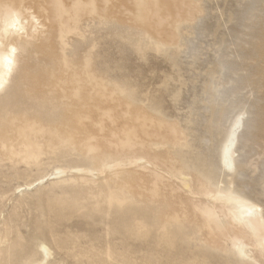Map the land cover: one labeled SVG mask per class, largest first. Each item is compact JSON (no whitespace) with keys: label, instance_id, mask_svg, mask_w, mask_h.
<instances>
[{"label":"rangeland","instance_id":"rangeland-1","mask_svg":"<svg viewBox=\"0 0 264 264\" xmlns=\"http://www.w3.org/2000/svg\"><path fill=\"white\" fill-rule=\"evenodd\" d=\"M80 1L87 7L88 2ZM108 1L95 0L99 15L89 10L81 15L80 32L66 37L62 51L59 23L53 18L56 2L29 0L32 10L25 18L33 14L30 26L37 23L38 28L29 32L37 38L16 51V75L10 78V99L4 101L7 113L0 125L11 139L26 120L42 129L37 137L44 157L40 164L27 165L0 155V234L6 219L26 239L40 227L51 259L62 264H79L74 259L79 254L94 256L92 263L101 264L109 252L125 264H264L248 242L250 256L240 258L219 229L243 230L230 217L236 205L223 196L246 198L264 217V0ZM60 2L66 7L62 13L70 12L63 16L66 22L78 0ZM69 77H94L100 85L93 80L84 85L91 88L95 82L100 95L107 96L101 98L96 90L71 95ZM99 88H105L103 93ZM79 98L90 100V107H80ZM82 114L86 127L80 128L75 119ZM239 118L245 119L244 132H237L234 156L230 154L233 166H225L223 150ZM76 131L80 133L73 142H67ZM93 136L106 148L112 140L113 151L125 142L129 148L123 154L117 149L116 155L101 144V153ZM84 138L96 147L88 143L87 148ZM108 168L113 169L108 173ZM59 170L64 172L59 175ZM153 183L160 188L157 199L151 193ZM111 195L127 202L109 206ZM211 214L214 220H209ZM175 217L185 225L173 241L157 228ZM139 225L150 233H136Z\"/></svg>","mask_w":264,"mask_h":264},{"label":"bare ground","instance_id":"bare-ground-1","mask_svg":"<svg viewBox=\"0 0 264 264\" xmlns=\"http://www.w3.org/2000/svg\"><path fill=\"white\" fill-rule=\"evenodd\" d=\"M38 1V0H37ZM44 1V0H42ZM56 2V7L57 9L54 7V9H56V12H52L54 13V21L58 22L59 23V37H60V40H61V43H62V51H64V47L66 46V42H65V39L68 35H71L73 33H78L80 32V21L78 20L80 17H84V12L88 11L89 10V13L92 15L94 13V15H97L95 12L96 10H98V7L96 9V4H95V0H85L87 3V7L84 5L83 2H81L80 0H78V2L76 4L73 5L74 9L72 10V12H75L72 16H70V18H68V22H72V24H69L66 22H63L62 19L68 17V16H65L64 14H68L69 11L65 12L64 14L62 13L61 11V8H66L65 5H64V2H63V5L62 6V3L60 2V0H54ZM67 1V0H66ZM102 1V0H101ZM104 1V0H103ZM109 2L108 0H105V2ZM157 1V0H156ZM53 2V0H52ZM76 2V1H75ZM146 2V1H145ZM151 2V0H150ZM30 3L32 2H29V0H0V118L2 117V115L4 113H7L6 111V107L4 105V101L7 100V99H10V96L8 95V92L11 88V82H10V78L11 76L13 75V73H15V64L18 60V55H17V50L21 47H24L25 45H29L31 44L32 42V38L33 39H36L37 37L32 35V33H30V25H31V22L34 21L32 18L33 17V14H30L29 17L26 19L25 16L28 13V11L32 10V8L30 7ZM110 3V2H109ZM108 3V4H109ZM33 4V3H32ZM49 4V3H48ZM183 4V3H182ZM50 5V4H49ZM48 5V7H49ZM140 5V4H139ZM151 5V4H150ZM51 6V5H50ZM53 6V5H52ZM104 6V5H103ZM149 6V4L147 5ZM158 7V5H156ZM41 8L43 6H40ZM106 7V6H105ZM37 8V7H36ZM40 8V10H41ZM89 8V9H87ZM188 8V7H187ZM69 10V8H67ZM72 9V8H71ZM105 9V8H104ZM142 9V8H141ZM39 10V11H40ZM64 11L66 9H63ZM101 10V8H100ZM98 10V11H100ZM103 10V9H102ZM108 11V10H107ZM150 11V10H149ZM31 12V11H30ZM37 12V11H36ZM46 12V10H45ZM48 12V11H47ZM51 11H49L50 13ZM147 12V11H145ZM160 12V11H159ZM70 13V12H69ZM139 13V12H138ZM156 13H158L156 11ZM187 13V12H186ZM37 14V13H36ZM38 14L40 15L41 13L38 12ZM84 15V16H81V15ZM88 14V13H87ZM104 14V13H103ZM35 15V14H34ZM47 15V13H46ZM71 15V14H70ZM99 15V14H98ZM150 15V13L148 14ZM148 15H144L147 16ZM156 15V14H155ZM48 16V15H47ZM52 16V14L50 15ZM64 16V18H63ZM27 17V16H26ZM35 17V16H34ZM152 17V16H151ZM155 17V16H154ZM152 17V18H154ZM32 18V20H31ZM49 18V16H48ZM31 22H30V20ZM37 19V18H36ZM35 19V21H36ZM51 19V17L49 18V20ZM139 19H142L141 17H139ZM148 19V18H147ZM39 20V19H38ZM41 20V19H40ZM44 20V19H43ZM53 20V19H51ZM66 20V19H64ZM38 22V21H36ZM55 22V23H56ZM148 22V21H147ZM151 22V21H149ZM163 22V21H162ZM54 23V24H55ZM154 23V22H153ZM34 24V23H33ZM44 25V23H43ZM42 25V26H43ZM34 26H37L38 28V25L36 23V25H33L31 27V29H33ZM58 26V24H57ZM36 28V27H34ZM46 28V27H45ZM40 29V28H39ZM35 31H37V29H35ZM34 31V32H35ZM39 31V30H38ZM37 31V32H38ZM32 32V30H31ZM36 32V33H37ZM82 32V31H81ZM35 34V33H34ZM85 34V33H84ZM159 37V36H158ZM173 40V39H171ZM173 42V41H172ZM264 43V42H263ZM262 43V44H263ZM68 45V44H67ZM264 46V45H263ZM69 47V46H68ZM20 52V51H19ZM95 57V55H94ZM68 63L67 66H69V62H66ZM90 65L89 63H87V69H89ZM16 75V73H15ZM75 75V74H74ZM92 76V75H90ZM76 77H78L76 75ZM74 77V78H76ZM74 78H72L71 80V77L68 78V80L70 79L72 82H70L74 87L72 90L69 89V93L72 95V93L74 94V96H78V97H81L79 96V94L81 92H83V90H87L88 93L85 91V93L87 94H91L90 91H95L96 88L100 85L99 82H97L96 80H94V77H90L91 79L89 80V77H88V81H96L97 83H99V85H94L96 84L95 82H93V84H91V88L90 87H87L84 85L87 84L89 85L88 81H84L83 79H75V81L73 80ZM80 78V77H79ZM66 79V78H65ZM86 79V78H84ZM67 80V81H68ZM69 80V81H70ZM60 82V80L58 81ZM69 82H64L63 81V86L65 85H68ZM59 88V85L56 84ZM72 85H70L72 87ZM69 86V85H68ZM69 86V87H70ZM103 86V85H102ZM100 86V87H102ZM56 87V86H55ZM62 89V92H67L68 88L66 89V87H61ZM100 89V88H99ZM105 88H101L100 91H102L101 93H103V90ZM98 91V90H96ZM68 92H67V96H71L70 94L68 95ZM97 93V92H96ZM3 94V95H1ZM63 94V93H62ZM84 94V92H83ZM89 94V95H90ZM98 96L100 95L99 91H98ZM104 94V93H103ZM101 94V98L104 97L105 95ZM124 94V93H123ZM96 95V94H95ZM86 96V95H85ZM97 96V97H98ZM107 96V95H106ZM87 98L89 97H92V96H86ZM112 97V96H111ZM111 97L109 99H111ZM37 98V97H36ZM41 98V97H40ZM93 100L95 97H92ZM100 98V97H99ZM46 99V98H45ZM80 99V98H79ZM78 99V100H79ZM91 99V98H89ZM131 99V98H130ZM47 100V99H46ZM92 100V99H91ZM116 100V99H115ZM97 101V100H96ZM99 101V100H98ZM79 102V101H78ZM94 102V101H93ZM90 100L89 101H85L83 100L82 98L80 99V102H79V105L80 107L81 106H86V105H89L90 107ZM96 103V102H95ZM100 103V102H99ZM109 103V102H108ZM98 104V103H97ZM101 104V103H100ZM99 105V104H98ZM109 106V105H108ZM127 106V105H126ZM35 108V107H34ZM37 110V108H36ZM38 111V110H37ZM34 112H36L34 110ZM40 112V111H39ZM84 114L80 115V117L76 118L75 120L79 123V126L80 128L82 126H85L84 123H83V117ZM129 115V114H128ZM126 116V115H125ZM243 117V116H242ZM129 118V117H128ZM88 119V117H87ZM130 119V118H129ZM242 120H240V118L238 119L239 121H237L236 123V126L234 131H232L231 133V138L228 139L227 141V145L224 147V156H223V164H228L227 166H233L232 165V161H231V158L233 157H230V154L233 150V146H234V143L235 141L237 140V132L238 130L241 128L242 124L245 123L243 121L244 118H241ZM98 120V119H97ZM245 120V119H244ZM75 121V123H77ZM86 121V120H85ZM101 121V119H100ZM116 121V120H115ZM136 122V121H135ZM151 122V121H150ZM153 122V121H152ZM82 126H81V125ZM147 124V123H145ZM145 124L142 126L144 127ZM235 124V123H234ZM114 125V124H112ZM111 125V126H112ZM142 125V124H141ZM150 125V124H148ZM244 125V124H243ZM95 126V125H94ZM93 126V127H94ZM154 126V125H153ZM86 127V126H85ZM83 127V128H85ZM232 128V127H231ZM3 126L0 125V155L1 157H4L5 160H9L11 163H18V162H24L25 164L27 165H30V164H33V163H36L38 162L39 163V159L44 155V151L42 149V145L41 143L39 142V139L37 137V134L39 133V131L42 132V129L41 130H38L36 129V125L32 124V123H29L28 120H26V122H24L23 126L19 128V130L17 131V135L15 136V138L11 139V137L9 136L8 134V130H3ZM16 129V128H15ZM44 129V128H43ZM86 129V128H85ZM95 129V128H94ZM102 129V128H100ZM140 129V128H139ZM148 129V128H147ZM244 129V128H243ZM38 130V131H37ZM114 130V129H112ZM136 132H137V129H135ZM173 130V129H171ZM50 131V130H49ZM82 131V130H81ZM146 131L145 130V135L146 137H150L146 134ZM239 131H243L244 130H239ZM87 132V130H86ZM123 132V131H122ZM121 132V133H122ZM132 132V136L134 134L133 131ZM131 132H129L130 134H128L129 136L131 135ZM48 134L50 132H47ZM80 132L79 131H76V133H71L68 137H67V142H70L72 143L73 140L75 139L74 136L75 134H79ZM83 133H84V130H83ZM104 133V132H103ZM113 133V131H112ZM128 133V132H127ZM126 133V134H127ZM175 133V132H173ZM44 134V132H43ZM69 134V133H68ZM90 133H88L89 135ZM100 134V133H99ZM137 134V133H136ZM42 135V134H41ZM93 134H91L90 136H92ZM113 135V134H112ZM117 135V134H116ZM115 135V136H116ZM126 135V136H128ZM151 135V134H149ZM165 135V134H164ZM176 134H174L175 136ZM178 135V134H177ZM13 136V135H12ZM82 136L85 137V135L83 134ZM81 136V137H82ZM87 136V135H86ZM129 136L127 138H129ZM133 136V137H134ZM138 136V134L136 135ZM152 136V135H151ZM43 137V135H42ZM94 137V136H93ZM141 137V136H140ZM158 137V136H157ZM156 137V138H157ZM168 137V136H167ZM171 137V136H170ZM180 137V135H179ZM182 137V136H181ZM45 138V137H44ZM58 138V136H57ZM87 138L89 139V141H92V139H90L89 136H87ZM92 138V137H91ZM97 140L99 141L98 137H96ZM96 138L94 137V139L96 140ZM117 138V137H116ZM153 138V137H151ZM160 138V137H159ZM166 138V137H165ZM253 138V137H252ZM255 138V137H254ZM81 139V138H80ZM134 139V138H133ZM139 139V137H138ZM184 139V138H183ZM86 140V141H85ZM93 141L96 143V146L98 147V143L100 142V145L98 148H100L101 144H102V141L100 140L99 142L96 141ZM130 140V139H129ZM135 140V139H134ZM175 140V139H174ZM79 141V140H78ZM77 141V142H78ZM81 141V140H80ZM87 143V139H83L81 142L84 144V142ZM107 141V140H106ZM112 140H109L108 143L111 145ZM123 140L120 139L119 142L123 143L122 142ZM126 141V140H125ZM124 141V142H125ZM138 141V140H137ZM170 141V140H169ZM176 141V140H175ZM178 141V140H177ZM46 142V141H45ZM114 142V140H113ZM130 142V141H129ZM132 142V141H131ZM174 142V141H173ZM172 142V143H173ZM180 142V140H179ZM85 143V144H86ZM89 145H91V142H88ZM88 143L87 145V148H88ZM138 143V142H137ZM44 144V143H43ZM107 145V143H105ZM114 144V143H113ZM117 144V143H116ZM125 144V146H123ZM133 144V143H132ZM132 144H131V147H132ZM136 144V143H135ZM46 145V144H45ZM94 147H96L94 144H92ZM91 145V146H92ZM110 145H107L109 147H105L103 146L102 144V148H106V151L108 150V152L111 151V147L113 146H110ZM118 145V144H117ZM122 147H124L126 149V142L123 143ZM78 146V144H77ZM84 146V145H83ZM120 146V148H118ZM130 146V145H129ZM46 147V146H45ZM55 147V146H54ZM53 147V148H54ZM79 147V146H78ZM92 147V149L94 148ZM116 147L118 150L120 149L121 152L120 154H123V151L125 150L124 148L121 149V145H118L117 146H114ZM52 148V149H53ZM97 148V149H98ZM99 151H101V149ZM110 150H109V149ZM115 148V149H116ZM129 148V147H128ZM56 149H58V147H56ZM67 149V148H66ZM66 149L65 152L67 151ZM85 149V147H84ZM96 149V153L98 152V150ZM116 149V151H117ZM61 151L63 149H60ZM90 150V149H88ZM87 150V151H88ZM94 150V149H93ZM48 153L50 150H47ZM86 151V150H85ZM105 151V149H102V152ZM115 150L113 151L112 149V152H116ZM57 152L60 153V151L57 150ZM56 152V153H57ZM70 153V151H68ZM55 153V154H56ZM88 153V152H87ZM118 152H116V155H117ZM113 154V153H112ZM119 154V153H118ZM119 154V155H120ZM126 154V153H125ZM111 155V154H109ZM107 155V156H109ZM134 155V154H133ZM233 155V154H231ZM102 158L104 155H101ZM113 156V155H111ZM234 156V155H233ZM0 157V158H1ZM44 157V156H43ZM46 157V156H45ZM105 157V156H104ZM110 157V156H109ZM116 157V156H115ZM120 158L123 157V156H119ZM129 157V156H127ZM117 158V157H116ZM133 158V157H132ZM3 159V158H1ZM0 159V160H1ZM141 159V158H140ZM234 159V158H233ZM4 160V161H5ZM42 160V159H41ZM103 160V159H101ZM111 160V158H110ZM122 160V159H121ZM2 161V160H1ZM124 161V160H123ZM138 161V160H137ZM136 161V162H137ZM144 161V160H143ZM42 162V161H41ZM107 162H108V159H107ZM135 162V161H134ZM171 162V161H170ZM103 163V162H101ZM114 163V162H113ZM117 163V162H116ZM115 163V164H116ZM122 163V162H121ZM13 164V165H14ZM40 164V163H39ZM120 164V161L119 163ZM118 164H116L118 166ZM176 164V163H175ZM23 165V164H22ZM26 165V167H27ZM15 166V165H14ZM13 166V167H14ZM18 165H16L15 167H17ZM110 166H114V165H110ZM134 166V165H133ZM108 167V165L106 166V168ZM149 167V166H148ZM110 168V167H109ZM108 168V173L109 171H112V169H109ZM231 168V167H230ZM99 169V167H98ZM103 168H101L102 170ZM118 169V168H117ZM229 169V167H228ZM233 170V168H232ZM56 171V170H55ZM82 171V170H81ZM89 173H92L90 172L89 170H87ZM115 171V170H113ZM64 171H60L59 170V175L62 174ZM100 173V172H99ZM155 173V172H154ZM160 174V173H159ZM158 174V176L160 177V175ZM104 175V174H103ZM158 178V177H157ZM109 179V178H108ZM160 179V178H159ZM162 180V179H161ZM166 181V180H165ZM168 181V180H167ZM145 182V181H144ZM170 182V181H169ZM154 184V183H153ZM157 184V183H156ZM229 185L230 187L227 188V193H231V188H232V180L229 182ZM155 186V184H154ZM185 186V185H184ZM145 187V186H144ZM143 187V188H144ZM189 187V186H186V188ZM202 187V186H201ZM102 188V187H101ZM132 189V186L130 187ZM141 188V187H140ZM147 189V188H146ZM159 187L158 186H155V189L152 190V195L153 197H156L155 199H157L160 195H159ZM189 189V188H188ZM22 190V189H21ZM100 190V188H99ZM110 190V189H109ZM141 190V189H140ZM95 191V190H94ZM101 191V190H100ZM146 191H149V190H146ZM145 191V192H146ZM205 191V190H204ZM89 193V192H88ZM150 193V192H149ZM217 194V193H216ZM225 194V193H224ZM219 195V194H218ZM97 196V195H96ZM221 196V195H219ZM80 197H83V196H80ZM86 198V196H84ZM83 197V198H84ZM223 198H225L227 202L231 203L232 205H236L235 207L236 210L235 212H232V210L230 211V217L233 218V220L235 219L236 222H240L241 223V226L243 227V230L240 231V233H235L233 230H231L230 232H224L222 228H219L221 230V232L223 233L224 237H225V240L226 241H229L232 245V248L234 249H237V251L239 252L238 255H242V258L244 257H247L249 252H247L245 249H248L249 247H247L245 245L246 242L250 243L252 248L254 249V251L256 250L258 252V256L260 257H264V217H263V214L262 212H260V207L259 206H256L255 207H250V202L247 203L246 201V198L244 197H238L237 201L236 199L234 200L232 195H228L227 196H223ZM80 199V198H79ZM153 199V198H152ZM216 199V198H215ZM222 199V198H221ZM239 200V201H238ZM89 201V200H88ZM153 201V200H152ZM51 202V201H50ZM99 202V201H98ZM126 199H119V198H116L115 196H112L111 195V199L108 201V205L109 206H118V207H122L125 203H126ZM246 202V203H245ZM151 203V202H150ZM215 203V201H214ZM222 203V202H221ZM226 203V202H225ZM229 203H227L229 205ZM253 205V203H251ZM136 206V205H135ZM139 206H141V204H139ZM138 206V208H140ZM198 206V205H197ZM58 207V206H57ZM90 207V206H89ZM232 208V207H231ZM214 209V207H213ZM259 209V210H258ZM187 210V209H186ZM227 213L228 212H225L226 216H227ZM215 215H208V218L209 220H214L215 219ZM220 217V216H219ZM166 220V219H165ZM232 220V219H231ZM234 220V222H235ZM238 220V221H237ZM164 222V221H163ZM159 223V222H158ZM157 223V224H158ZM149 224V223H148ZM184 223L180 222V219L178 217H175L173 220H170V221H167L162 227H159L160 228H157V230H161V235L162 236H172V239L173 241H176L178 239V236H180L183 232V229H184ZM148 226V225H147ZM150 226V225H149ZM158 226V225H157ZM204 226V225H203ZM209 226V225H208ZM4 228H5V231L0 234V264H62L61 260H52L51 258L53 257L52 256V249L51 247L49 248L48 246V243L46 242L45 238H44V235L42 234V231H41V228L38 227L36 230H35V234H33L32 237H30V239H26L23 235H22V232H21V229L17 226V225H14L13 221L10 220V219H6L5 220V223H4ZM152 228V227H150ZM198 228V227H196ZM238 228V227H237ZM156 229V228H155ZM207 229V228H206ZM235 229V227H234ZM241 229V228H240ZM156 230V231H157ZM185 232V230H184ZM239 232V231H238ZM136 233H139L143 236H147L149 233H150V230L146 228V226H141L139 225L138 226V229L136 231ZM186 233V232H185ZM194 234V233H193ZM192 234V235H193ZM196 234V232H195ZM194 234V235H195ZM189 235V234H187ZM51 236H52V239L53 241L56 243V246L58 249L60 250H63L62 246L60 245L59 241L57 240V236L55 235V233H51ZM183 236V235H182ZM217 236V235H216ZM190 238V237H188ZM182 239V238H181ZM185 239V238H183ZM189 240V239H188ZM186 242V240H185ZM176 243V242H175ZM225 243V242H224ZM223 243V244H224ZM175 246V245H174ZM227 246V245H226ZM247 247V248H246ZM221 248V247H219ZM231 249V247H230ZM233 249V250H234ZM222 250H226V249H222ZM221 250V251H222ZM228 251V250H226ZM229 252V251H228ZM231 252V251H230ZM218 253V252H217ZM227 253V252H225ZM234 253V252H233ZM248 253V254H247ZM241 255H240V258H241ZM74 259H78V262L79 264H87V261L91 264H94L92 263L93 259H94V256H89V255H83V254H79V255H74ZM104 256H106V260L104 261H100L101 264H112L114 262H118V263H121V264H125L124 262H119L118 260V257L115 256V254H113L112 252H109V253H106L104 254ZM237 256V255H236ZM244 256V257H243ZM250 256V254H249ZM83 258H87V261H83ZM242 263V262H241ZM257 264V263H256Z\"/></svg>","mask_w":264,"mask_h":264}]
</instances>
